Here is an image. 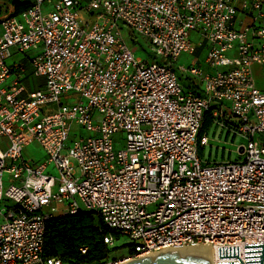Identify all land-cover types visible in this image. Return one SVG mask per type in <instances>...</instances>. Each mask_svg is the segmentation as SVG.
Here are the masks:
<instances>
[{
  "label": "built area",
  "instance_id": "2783aa9c",
  "mask_svg": "<svg viewBox=\"0 0 264 264\" xmlns=\"http://www.w3.org/2000/svg\"><path fill=\"white\" fill-rule=\"evenodd\" d=\"M206 116L247 139L240 160L200 159ZM33 142L44 159L24 158ZM79 211L132 250L99 264L191 246L241 264L217 253L238 246L246 264L244 244L264 243V0H32L0 16V264H63L43 255L45 222Z\"/></svg>",
  "mask_w": 264,
  "mask_h": 264
},
{
  "label": "trees",
  "instance_id": "16d2710c",
  "mask_svg": "<svg viewBox=\"0 0 264 264\" xmlns=\"http://www.w3.org/2000/svg\"><path fill=\"white\" fill-rule=\"evenodd\" d=\"M11 6V14H18L32 4V0H0ZM131 36V35H130ZM132 43L135 39L131 36ZM30 88H40L41 78H31ZM185 86H189L184 81ZM210 123L206 116L198 137L203 135L205 124ZM114 232L107 229L101 219L90 212L79 211L75 214L56 216L45 222L43 255L46 258H59L63 264H99L110 258L116 247H109L103 239ZM82 249L85 251L82 252ZM130 249L125 254H130ZM118 255V256H123Z\"/></svg>",
  "mask_w": 264,
  "mask_h": 264
},
{
  "label": "rangeland",
  "instance_id": "374dc122",
  "mask_svg": "<svg viewBox=\"0 0 264 264\" xmlns=\"http://www.w3.org/2000/svg\"><path fill=\"white\" fill-rule=\"evenodd\" d=\"M11 6L7 2L0 1V16L11 13ZM136 50L133 51V56L140 59H145L151 61L150 49L146 40L138 37ZM134 46V44H130V47ZM203 59V54L200 56V61ZM191 62L190 56H180L176 64H182L188 66ZM203 64V62H202ZM252 76L254 80V84L257 88H261L263 85V70L262 66L254 63L251 66ZM73 129L76 132L78 131L77 125H73ZM203 134L206 136V143L204 145H198L197 153L202 161H235L240 160L242 156L238 152V147L241 144H246L247 139L242 136L239 132H235L234 130L228 131L227 127L222 126L221 124H217L216 122H210L205 124L203 129ZM73 137V135L71 136ZM122 144V141L117 143V147ZM22 154L26 159L33 160H42L44 159V151L39 146L38 143L33 142L23 147ZM114 242L116 245V249L110 254L111 258H115L116 255H122L127 253L131 248L127 244V241L124 237H119L115 239ZM115 255V256H114ZM120 257V256H117Z\"/></svg>",
  "mask_w": 264,
  "mask_h": 264
},
{
  "label": "water",
  "instance_id": "95a60500",
  "mask_svg": "<svg viewBox=\"0 0 264 264\" xmlns=\"http://www.w3.org/2000/svg\"><path fill=\"white\" fill-rule=\"evenodd\" d=\"M219 258H230L236 256L241 264L243 262L238 257V246L217 247ZM244 260L246 264H263L264 243L244 244ZM124 264H212L210 255L199 249H187L180 252L164 251L152 256L139 257L138 259L127 261ZM217 264H239L235 261L217 262Z\"/></svg>",
  "mask_w": 264,
  "mask_h": 264
},
{
  "label": "bare ground",
  "instance_id": "6f19581e",
  "mask_svg": "<svg viewBox=\"0 0 264 264\" xmlns=\"http://www.w3.org/2000/svg\"><path fill=\"white\" fill-rule=\"evenodd\" d=\"M190 248L203 250V251H205V252L208 253V249H207L206 246H191V247L183 248V249H181L180 251L187 250V249H190ZM180 251H179V252H180Z\"/></svg>",
  "mask_w": 264,
  "mask_h": 264
}]
</instances>
